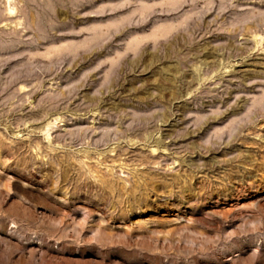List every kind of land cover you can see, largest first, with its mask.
Masks as SVG:
<instances>
[{
  "label": "rangeland",
  "instance_id": "374dc122",
  "mask_svg": "<svg viewBox=\"0 0 264 264\" xmlns=\"http://www.w3.org/2000/svg\"><path fill=\"white\" fill-rule=\"evenodd\" d=\"M0 264H264V0H0Z\"/></svg>",
  "mask_w": 264,
  "mask_h": 264
}]
</instances>
